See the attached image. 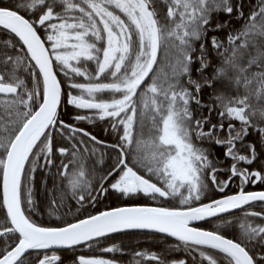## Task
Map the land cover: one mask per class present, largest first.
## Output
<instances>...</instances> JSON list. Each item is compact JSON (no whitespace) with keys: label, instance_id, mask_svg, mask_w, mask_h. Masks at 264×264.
I'll use <instances>...</instances> for the list:
<instances>
[{"label":"snow or ice","instance_id":"obj_1","mask_svg":"<svg viewBox=\"0 0 264 264\" xmlns=\"http://www.w3.org/2000/svg\"><path fill=\"white\" fill-rule=\"evenodd\" d=\"M21 8L33 17L38 13V18H25L19 14ZM243 9V0H31L26 5H5L0 0V26L8 30L9 37L0 40L4 46L0 49V171L5 210L0 218V264H26L22 257L30 250L37 252V264H63L61 256H49L47 250L73 249L124 229H154L186 247L200 248L201 264H217L205 248L225 254L229 264H264V223L245 221L237 240L190 226L193 221L242 208L252 201H264V191H243L250 178L264 180V176L239 167L257 159L256 142H245L250 130L256 132L264 148V0H257L247 17ZM220 13L229 19L217 20L213 26L214 14ZM233 17L244 23L236 28ZM209 32L217 34L209 38ZM11 34L22 42L19 51ZM161 58L167 71L160 67ZM197 64L198 75L193 78V65ZM21 69L28 74L30 84L20 76ZM57 69L71 81L69 87L81 93H69L68 105L94 109L99 119L111 120L114 131L122 128L118 142L110 145L119 149L117 163L96 181L99 187L93 184L94 171L86 170L75 143L71 149L57 146V135L61 140H76L82 135L101 143L89 132L60 119L62 84ZM208 69L211 72L206 75ZM75 77L89 82H75ZM102 77L107 82H97ZM205 88L212 90L211 104L201 99ZM102 93L111 94L110 99L98 98ZM216 110L219 122L214 124L211 113ZM75 119L89 118L78 115ZM146 121L151 124L150 153L142 151ZM79 143L84 144L83 139ZM237 143L250 155L240 154ZM212 145L224 148V158L232 161L227 180L217 179L225 170L217 167L223 161L213 159ZM69 154L71 159L65 163ZM129 155L146 175L129 166ZM38 170H44L41 183L49 197L50 214L65 207L69 196L79 205L78 213L86 204L94 205L99 194L107 193L104 182L114 173H119L118 178L110 188L117 193L178 198L180 205L188 207H117L77 217L63 226H41L24 207L26 204L29 212L35 208L33 184ZM49 176L53 179L51 189L47 187ZM236 176L241 178L237 194L192 206L210 191V184L223 192ZM245 215L264 217L258 212ZM103 251L119 249L111 246ZM150 259L165 264L155 254ZM71 264L115 262L79 256Z\"/></svg>","mask_w":264,"mask_h":264},{"label":"trees","instance_id":"obj_2","mask_svg":"<svg viewBox=\"0 0 264 264\" xmlns=\"http://www.w3.org/2000/svg\"><path fill=\"white\" fill-rule=\"evenodd\" d=\"M31 0H3L5 5L8 4H16V5H26L30 3ZM238 2V0H233V3ZM257 0H243L244 4V14L247 17L250 13V10L256 5ZM19 14L24 15L25 18H38V13L36 17L30 15L29 11H25L23 8L20 9ZM166 14V8L162 9L161 16L163 17ZM229 17L226 14H214L213 18V26L219 20L223 22L224 20H228ZM232 24L239 28L244 21H236L233 17ZM40 34L43 37L44 32L41 29ZM217 33L209 32V38ZM219 35L223 36L224 32L219 33ZM12 43L16 45V50L19 51L23 46L19 42V40L12 35ZM8 31L0 28V40L8 39ZM45 46L50 48V44L45 42ZM4 46L0 44V49ZM8 51H12L9 49ZM24 52H26L23 49ZM23 55V52H21ZM216 63V61H213ZM75 63V62H73ZM91 69H95V65L88 62ZM197 65H193V78H197V73L195 72V68ZM211 72V69H208L206 75ZM58 79L62 84V103L59 107V115L60 119L63 120L67 124H71L77 128L83 129L84 131L89 132L92 136H95L98 141L107 144H116L118 142V131H114L112 128V122L110 119L105 118L103 120L99 119V116L95 110L92 109H77L73 105L67 104L68 94H77L78 89H73L69 87V83L71 82L67 77L64 76L63 72H60L57 69ZM20 76L26 79L27 83H31L28 74L20 70ZM94 74V73H93ZM75 82L78 83H88L84 77H75ZM97 82H107L103 77L101 81ZM110 97L111 94L108 93ZM212 90L209 88H205L202 91L201 99L206 104L213 103L212 99ZM3 99V97H0ZM197 106L193 103L192 108L195 109ZM203 114L205 116L209 115L207 109L203 110ZM86 116L89 119L85 120H76V116ZM211 121L212 123L219 122L218 110L213 111L211 113ZM237 127H239V122H236ZM225 128H227V121H225ZM67 133V129L63 130ZM226 133H220L221 136ZM55 135V133H54ZM57 146H65L71 149L72 144L75 143L79 152L82 154V162L85 164L86 170L89 172L94 171L93 184L96 187H99L96 184V181L102 176L107 175L109 171H111L116 163L117 157L119 153V149H115L108 145L98 144L95 141H91L88 137H83L82 135H78L76 140H61L57 135ZM83 139L84 144H80L79 141ZM245 142H256L257 148V159L252 164H244L240 163L239 167L244 169L246 168L249 172L258 171L262 176H264V148L260 147L258 142V136L255 131L250 130L249 135L246 137ZM207 147V144L204 145ZM85 147L87 151H85ZM237 149L240 151V154L250 155V152L246 148H242L240 143L236 145ZM93 149L95 151L93 152ZM213 153V159L219 157L220 160L223 161L222 164H217V167L224 169L225 171H221L217 174L218 180H227L229 175L231 174L230 166L232 164L231 159H225L223 156L224 148L217 147L215 145L211 146L210 149ZM0 155H2V150H0ZM71 159V155L69 154L64 158L65 163ZM60 157L57 154V163H59ZM126 162L128 163V158H126ZM41 163L43 160L41 159ZM130 165V164H129ZM131 166V165H130ZM134 170L138 171L139 174L141 172L136 169L133 165L131 166ZM53 172L56 171L55 168L52 169ZM71 171V166L69 168ZM119 173H114L112 177H109L108 180L104 182V186L108 188L107 193L105 194H97L93 193V195H98V200L95 204L88 203L85 205L84 209L78 213L77 208L79 205L73 200L70 196L66 201L65 207L61 208L54 214H50L48 210L47 202L49 200L48 194L44 192L42 180L45 179L44 170H38L34 173L35 181L33 184V198L36 201L35 208L32 211H28L27 205L25 204V211L30 216V218L41 226H63L65 222H73L79 218H83L87 215H92L96 212L117 207L121 205H131V204H149L148 196L144 193H132L128 196H125L121 193H117L110 188V184L114 182L115 178H118ZM1 175V171H0ZM142 175V174H141ZM255 177L250 178L245 187V191H254V190H264V180H255ZM56 183L60 184L61 181L59 178L56 179ZM63 183H67L64 181ZM53 186V179L51 176L47 177V187L51 189ZM241 188V178L239 176L233 177L228 186L224 189L223 192L217 190L215 185L210 184V191L206 193L204 197H202L200 202L193 201V205H197L199 203H205L207 201L217 199L219 197H223L229 194H234L238 192ZM69 206H71V211L69 212ZM177 208L188 207V205L175 206ZM249 212H258L264 213V203L263 202H255L252 203L242 209L236 210L234 212H230L228 214H224L215 218H211L202 222L195 224L196 227L209 230L216 231L219 234L228 237L233 240H237L241 234V224L245 221L258 225L264 223V217L261 216H246V213ZM5 216L1 201H0V218ZM2 241H0V246H2ZM116 246L119 251L115 252H105L103 251L106 247ZM200 248H189L185 245L181 244L179 241L167 237L165 235H161L158 233L146 232V231H126L108 235L106 237L99 238L98 240H94L86 245H78L73 249H61V250H47V254L51 256L52 254H58L62 257L63 264H71V261L76 260L79 256H84L85 258H103L112 260L115 264H159L158 260H150L146 259V256H151L155 254L161 260L165 262V264H172V261L181 260L185 261V264H201L200 257ZM204 251H212L214 252V258L217 260V264H229V259L225 254L220 253L216 250L211 249H203ZM259 252V249H256ZM141 254V255H138ZM44 251L40 252V257H42ZM22 259L26 261V264H37V252L30 251L26 253ZM203 264H208L207 261H203Z\"/></svg>","mask_w":264,"mask_h":264},{"label":"rangeland","instance_id":"obj_3","mask_svg":"<svg viewBox=\"0 0 264 264\" xmlns=\"http://www.w3.org/2000/svg\"><path fill=\"white\" fill-rule=\"evenodd\" d=\"M50 48H51V46H50ZM165 64H166V62L163 60V58H161L160 67L163 68L164 71H167ZM80 94H81L80 90L78 89L77 94H74V95H80ZM97 96H98V98L110 99V97L108 96V93L97 94ZM84 98L89 99L86 94L84 95ZM94 112L97 113L96 110ZM145 124H146V127L144 129L143 139L146 141V144H145L142 151H143V153H150L151 147H150V144L147 142L150 139V133H149L148 129L151 127V124L149 121H146ZM117 131L119 132V134H122V128L118 129ZM127 158H128V164H130L131 166L133 165L136 169H138L141 172L142 175H146V173L143 169L136 167L135 162H134V157L132 155H129ZM148 203L153 204V205H157V206L163 205V206H167L168 208H173V207L177 208L175 206L180 205L178 198L174 199V200L173 199L159 198V197H157L156 199H153L151 196H148ZM180 206H182V205H180ZM184 208H186V207H184ZM206 252L212 254L213 257L215 256L214 252H212V251H206Z\"/></svg>","mask_w":264,"mask_h":264},{"label":"water","instance_id":"obj_4","mask_svg":"<svg viewBox=\"0 0 264 264\" xmlns=\"http://www.w3.org/2000/svg\"><path fill=\"white\" fill-rule=\"evenodd\" d=\"M0 28H2L3 29V27L2 26H0ZM4 30H6V29H4ZM6 31H8V30H6ZM12 35H14V34H12ZM17 39H18V37H16ZM21 43V45H22V42H20ZM25 51H26V49H24ZM32 63H34V62H32ZM98 144H103V145H108V146H110L111 144H107V143H103V142H101V143H98ZM246 185H247V183H245L244 185H243V191H245V187H246ZM239 191H241V188L238 190V192ZM260 191H264V190H254V191H245V192H260ZM238 192H236V193H234V194H237ZM234 194H229V195H234ZM226 196H228V195H226ZM223 197H225V196H223ZM223 197H219V198H217V199H222ZM2 198H3V183H2V171H1V175H0V201H1V206H2ZM210 201H207V202H205V203H209ZM255 202H263L264 203V201H252V202H250L249 204H247V205H244L242 208H244V207H246V206H248V205H250V204H252V203H255ZM199 204H197V205H193V206H198ZM117 207H163V206H157V205H153V204H131V205H121V206H117ZM117 207H112V208H108V209H105V210H102V211H109V210H111V209H114V208H117ZM187 208V207H186ZM242 208H237V209H233V210H231L230 212H234V211H236V210H239V209H242ZM2 209H3V207H2ZM179 209V208H178ZM3 212H4V214H5V210L3 209ZM99 212H101V211H99ZM99 212H96V213H94V214H92V215H95V214H98ZM230 212H227V213H221V214H218L217 216H215V217H218V216H221V215H224V214H228V213H230ZM215 217H206L205 219H203V220H200V221H193V222H191V225L190 226H194V227H196L195 226V224H197V223H199V222H202V221H205V220H208V219H211V218H215ZM83 218H85V217H83ZM73 222H75V221H73ZM198 228V227H197ZM199 229H201V228H199ZM201 230H205V229H201ZM126 231H146V232H152V233H158V234H161V235H165V236H167V237H170V238H172V239H175L174 237H171V236H169V235H167V234H165V233H160V232H157V231H155L154 229H124V230H121V231H118V232H114V233H110L109 235H111V234H115V233H120V232H126ZM205 231H209V230H205ZM225 237V236H224ZM225 238H227V239H230V238H228V237H225ZM176 240V239H175ZM55 250H61V249H55ZM31 251V250H30ZM29 251V252H30ZM41 251H44V250H41ZM217 251V250H216ZM28 253V252H27ZM26 254V253H25ZM24 254V255H25ZM148 258H150V257H148Z\"/></svg>","mask_w":264,"mask_h":264},{"label":"flooded vegetation","instance_id":"obj_5","mask_svg":"<svg viewBox=\"0 0 264 264\" xmlns=\"http://www.w3.org/2000/svg\"><path fill=\"white\" fill-rule=\"evenodd\" d=\"M138 174H139V173H138ZM148 257H151V256H146L145 258H146V259H150V258H148ZM150 260H153V259H150Z\"/></svg>","mask_w":264,"mask_h":264},{"label":"bare ground","instance_id":"obj_6","mask_svg":"<svg viewBox=\"0 0 264 264\" xmlns=\"http://www.w3.org/2000/svg\"><path fill=\"white\" fill-rule=\"evenodd\" d=\"M163 206V205H162ZM163 207H167V206H163Z\"/></svg>","mask_w":264,"mask_h":264}]
</instances>
